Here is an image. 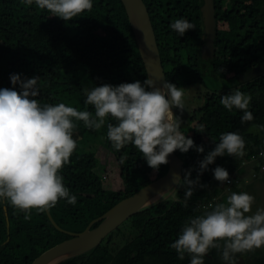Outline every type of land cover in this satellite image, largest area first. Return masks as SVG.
<instances>
[{"label":"trees","instance_id":"1","mask_svg":"<svg viewBox=\"0 0 264 264\" xmlns=\"http://www.w3.org/2000/svg\"><path fill=\"white\" fill-rule=\"evenodd\" d=\"M144 1L156 33L166 80L177 87L203 80L205 0ZM92 3L90 11L65 22L35 4L25 6L21 0H0V88L13 87L9 78L12 73H19L22 78L38 76L40 95L36 99L42 105L65 103L94 114V108L84 103L85 88L90 90L104 83L143 82L149 78L123 0H92ZM214 6L217 30L214 68L208 71L234 73L241 90L251 96L249 111L254 120L242 124L241 110L234 108L229 112L220 104L221 97L230 91L215 90L193 115L195 126L203 124L205 132L194 128L195 135L185 134L195 144L203 145L205 152L194 149L175 152L183 159V176L185 170L192 169L193 179L198 161L214 148L222 133L241 135L245 141L244 155L217 157L200 177L207 187L197 188L187 207L182 203L184 187L174 185L168 191V199L141 208L97 246L56 264H189L188 255L180 260L170 247L184 222L211 210L216 203L226 202L232 192H246L251 186L242 184L246 177L255 181L264 173V155H260L264 153V131H249L252 124L264 125V74L246 82L240 80L241 74L264 62V0H214ZM181 18L195 25L183 36L169 28L170 23ZM15 90H20L19 85ZM107 122L115 123L110 117ZM107 122L98 131L86 128L82 121L76 122L73 139L77 148L60 174L63 184L76 195L77 203L73 206L61 199L50 210L62 229L53 224L47 211L40 213L33 209L31 219L25 220L24 212L0 199V264H31L42 252L71 237L70 231L84 230L117 202L168 171L169 163L154 171L132 144L117 151L106 138ZM95 142L96 147H91ZM102 147L118 166V188L105 184L98 152ZM125 154L127 159L121 164L120 157ZM248 165L252 166L249 172ZM216 166L224 167L229 177L236 174L237 180L227 192V183L214 179L211 169ZM98 224L95 222L93 227ZM126 226L129 233L116 241ZM220 251L211 249L204 264H225ZM239 256L246 261L245 253L235 254L234 259ZM256 263L264 264V255Z\"/></svg>","mask_w":264,"mask_h":264},{"label":"clouds","instance_id":"2","mask_svg":"<svg viewBox=\"0 0 264 264\" xmlns=\"http://www.w3.org/2000/svg\"><path fill=\"white\" fill-rule=\"evenodd\" d=\"M21 3L25 6L35 4L38 9L47 10L51 16L65 22L93 7L92 0H21ZM169 28L183 36L195 25L181 18L170 23ZM9 78L13 87L0 88V199L24 212L25 220L31 219L33 209L40 213L49 211L61 199L76 205V195L63 184L60 174L77 148V141L73 139L78 127L76 122L82 121L86 128L98 131L110 117L115 123L107 122L106 138L112 146L119 151L132 144L154 171L168 164L169 155L176 150L205 152L203 145L195 144L179 130L181 120L172 108L185 110L184 93L167 80L161 87H156L155 82L146 77L143 82L104 83L90 90L85 88L84 103L94 108L93 114L65 103L42 105L36 99L40 95L38 76L22 78L21 74L12 73ZM16 85L19 91L15 90ZM250 102L251 96L239 89L220 99V104L229 112L234 108L243 112L242 124L254 120L249 111ZM194 128L205 132L203 124ZM249 131H264V125L252 124ZM244 148L241 135L222 133L214 148L198 161L195 179L191 178L192 169L185 170L183 177L173 174L174 185L185 189L183 206H188L197 188L207 187L200 182V177L217 157L243 156ZM126 159V154L122 155L120 163ZM211 171L221 184L231 182L224 167L216 166ZM171 195L175 197L176 194L172 192ZM168 198L166 190L152 200L159 203ZM254 200L247 192H232L226 202L216 203L211 210L188 218L170 247L180 260L188 255L189 264H204V257L211 249L221 250V260L225 264H236L235 254L264 246V208L249 214Z\"/></svg>","mask_w":264,"mask_h":264},{"label":"water","instance_id":"3","mask_svg":"<svg viewBox=\"0 0 264 264\" xmlns=\"http://www.w3.org/2000/svg\"><path fill=\"white\" fill-rule=\"evenodd\" d=\"M130 16L133 30L144 59L148 76L155 82L156 87H161L166 80L163 61L161 58L156 33L148 7L144 0H123ZM214 0H205L203 16L206 28V42L202 51V60L205 71L214 68L216 16ZM264 74V62L258 64L240 75L242 82ZM168 171L141 187L132 195L123 198L104 214L93 219L82 231H70L71 237L53 245L39 256L31 264H56L65 257L76 255L97 246L109 232L118 227L129 216L141 208L153 203V198L161 191L170 190L174 186L173 174L183 176V159L173 152L168 157ZM53 224L62 229L53 218L50 210L47 211ZM95 222L98 225L93 227ZM236 264H244V257L239 256Z\"/></svg>","mask_w":264,"mask_h":264},{"label":"rangeland","instance_id":"4","mask_svg":"<svg viewBox=\"0 0 264 264\" xmlns=\"http://www.w3.org/2000/svg\"><path fill=\"white\" fill-rule=\"evenodd\" d=\"M203 80L197 81L191 84H187L184 86H179L183 90V102L185 105V110L181 112L179 109L173 107L172 111L177 116L178 120H181L180 131L184 134H194L195 135V121L193 119L194 112L202 106L206 99L211 95L215 90L226 89L228 91H232L235 89L241 90L238 84V80L235 76H233V72L231 73H223V72H213V71H205ZM247 95L249 93L241 90ZM98 142H95L91 147L95 148ZM99 148V147H98ZM99 156L102 160L101 163V171L105 175V184L109 188H118L120 185V176L118 171V166L113 161V157L110 155L108 151L105 150V147L99 149ZM245 164V162L243 163ZM248 164V163H247ZM247 170H251L252 166H246ZM237 180L236 174H233ZM242 184H251L250 187L246 188V192L252 195L255 200L252 204L251 213H255L258 208H264V173L258 177L255 181L253 178L246 177ZM247 185V186H249ZM229 183H227L226 192L230 190ZM129 233V228L126 226L123 228L122 233L119 234L116 241L120 240L124 234ZM247 256L246 261L244 258V264H257V260L260 256L264 255V246L261 248L255 249L252 252H246Z\"/></svg>","mask_w":264,"mask_h":264},{"label":"built area","instance_id":"5","mask_svg":"<svg viewBox=\"0 0 264 264\" xmlns=\"http://www.w3.org/2000/svg\"><path fill=\"white\" fill-rule=\"evenodd\" d=\"M262 153L263 152H260V155H262ZM230 180H231V182L229 183V185H231L233 183V181L235 180V176L234 175L230 176Z\"/></svg>","mask_w":264,"mask_h":264}]
</instances>
